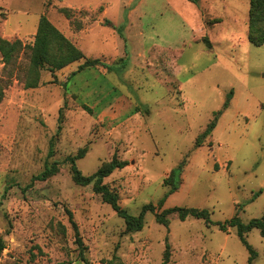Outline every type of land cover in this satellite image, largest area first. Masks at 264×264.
Wrapping results in <instances>:
<instances>
[{"label": "rangeland", "instance_id": "1", "mask_svg": "<svg viewBox=\"0 0 264 264\" xmlns=\"http://www.w3.org/2000/svg\"><path fill=\"white\" fill-rule=\"evenodd\" d=\"M249 8L250 0H0V38L31 44L46 16L87 59L105 63L75 76L85 60L54 76L42 70L40 86L26 89L30 52L7 67L0 53V264H86L66 209L87 264L115 256L163 264L167 244L170 264H249L236 228L223 232L202 219L173 214L166 227L148 213L144 228L128 233L93 184L74 182L67 161L87 148L77 161L85 176L114 155L126 161L104 183L133 216L150 203L158 207L170 191L165 179L184 162L180 188L158 212L206 209L214 224L261 218L264 45L248 39ZM54 163L58 173L38 180ZM246 238L258 253L253 264H264L260 231Z\"/></svg>", "mask_w": 264, "mask_h": 264}, {"label": "trees", "instance_id": "2", "mask_svg": "<svg viewBox=\"0 0 264 264\" xmlns=\"http://www.w3.org/2000/svg\"><path fill=\"white\" fill-rule=\"evenodd\" d=\"M61 12L69 19H73V12L70 9H61ZM75 28L80 31L82 28L77 22L74 21ZM105 26L115 28L114 25L106 20ZM249 34L248 39L251 44L255 46L264 45V0H250L249 8ZM210 44V43H209ZM30 52V65L27 70V77L25 81L26 89H36L40 86L41 71L47 70L53 76L57 71H61L68 66L78 63L81 60H85L81 64L76 72L72 73V76L77 75L79 72L86 69L97 68L98 66H104L105 63L100 59H87L82 50H80L75 43L67 38L57 27H55L46 16H42L38 23L37 32L34 37V41L31 44H25L22 40L9 41L0 38V53L3 58L5 67L15 63L18 56L21 53ZM232 93H230L228 100L226 101L224 108H227L230 104ZM5 97V92L0 87V104ZM140 110L137 109L136 113ZM148 112V110H147ZM222 114V111L218 112L214 120L210 123L206 131L198 139L199 142L210 135L216 127L218 116ZM63 119L62 110L60 111V121ZM61 126L59 127V131ZM53 144V143H52ZM53 146V145H52ZM87 148H82L78 151L76 156L68 157L67 161L72 165L73 180L76 184L81 186H89L93 184V192L100 195L103 201L109 204L112 209L125 221L126 231L138 232L144 228L145 217L148 213L155 215L156 221L169 227L170 220L169 216L177 214L181 221L187 220L189 217L202 219L208 226L215 225L219 230L227 232L230 228H236L238 236L242 243L246 246L250 253L249 264H253V261L258 257L256 250L249 244L246 238V234L253 229H258L262 237H264V214L261 218L252 219L248 223H243L240 218L236 215L230 221L226 223L214 224L211 220V214L206 209L186 208V207H175L158 212V208H162L165 204L169 195L178 191L182 181V175L184 172L183 162L177 169L172 170L169 176L165 179L164 185L170 187L168 194L159 201L158 207L154 204L145 205L138 216L130 215L124 210L119 204V198L117 194L113 193L110 188L104 183V180L112 175L116 170L125 168L128 163L120 160L117 155H114L112 160L107 164L103 165L99 170L90 176H85L77 166V161L83 159L86 156ZM57 163H54L51 167H47L45 171L40 174L37 179L45 181L50 177L58 173ZM262 194L259 191L254 194L253 201ZM69 217V221L75 233V241L78 245L80 259L88 263L86 257L87 247L85 246L83 239L80 234L79 226L74 219L73 213L66 209ZM4 249L3 240H0V256ZM171 251L170 246L167 244L164 252L163 264H170ZM109 264H124L117 256L109 262Z\"/></svg>", "mask_w": 264, "mask_h": 264}, {"label": "crops", "instance_id": "3", "mask_svg": "<svg viewBox=\"0 0 264 264\" xmlns=\"http://www.w3.org/2000/svg\"><path fill=\"white\" fill-rule=\"evenodd\" d=\"M8 20H10V19H8ZM8 24H9V21H8ZM38 28V27H37ZM15 31V30H14ZM16 31H21V29H18V30H16ZM37 32V31H36ZM7 40V39H6ZM10 41V40H9Z\"/></svg>", "mask_w": 264, "mask_h": 264}]
</instances>
